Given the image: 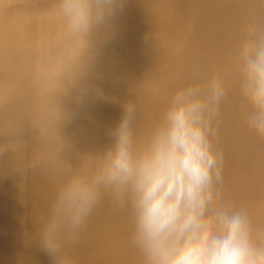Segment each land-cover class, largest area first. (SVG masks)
I'll return each instance as SVG.
<instances>
[{"label":"bare ground","instance_id":"obj_1","mask_svg":"<svg viewBox=\"0 0 264 264\" xmlns=\"http://www.w3.org/2000/svg\"><path fill=\"white\" fill-rule=\"evenodd\" d=\"M264 31V0H121L89 37L66 31L58 0H0V264H51L40 221L69 171L113 143L125 106L144 139L170 94L219 76L225 200L264 226V137L246 122L238 47ZM132 221L105 193L65 253L78 264H143Z\"/></svg>","mask_w":264,"mask_h":264},{"label":"clouds","instance_id":"obj_2","mask_svg":"<svg viewBox=\"0 0 264 264\" xmlns=\"http://www.w3.org/2000/svg\"><path fill=\"white\" fill-rule=\"evenodd\" d=\"M121 0H58L70 35L89 37ZM240 93L250 106L248 127L264 137V31L250 26L238 47ZM223 80L190 82L173 91L159 121L137 136L136 108L128 103L114 143L94 156L88 171H69L40 221L42 249L51 264H78L65 253L105 193L132 221L129 243L143 264H264V226L223 194L218 148Z\"/></svg>","mask_w":264,"mask_h":264}]
</instances>
